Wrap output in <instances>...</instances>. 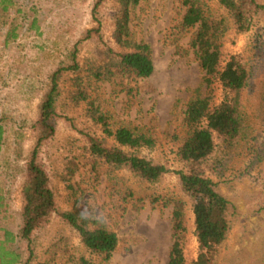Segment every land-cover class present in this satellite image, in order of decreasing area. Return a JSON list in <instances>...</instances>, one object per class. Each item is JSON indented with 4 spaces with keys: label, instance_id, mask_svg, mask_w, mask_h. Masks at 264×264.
<instances>
[{
    "label": "rangeland",
    "instance_id": "obj_1",
    "mask_svg": "<svg viewBox=\"0 0 264 264\" xmlns=\"http://www.w3.org/2000/svg\"><path fill=\"white\" fill-rule=\"evenodd\" d=\"M212 14L225 18L223 65L236 55L250 71L243 92L247 134L237 154L226 158L220 138L216 155L224 158L208 170L216 188L231 201V231L215 264H264V0L251 28L238 32L219 0H204ZM2 21L19 23V37L5 44L9 24L0 28V124L5 135L0 154V195L6 208L0 213V240L5 230L17 235L8 247L21 256L18 264H168L173 238V211L185 203L188 264L198 257L192 199L183 191L179 172L184 170L177 150L187 136L184 124L190 100L212 94L220 103L223 90L215 81L208 87L205 72L189 47L191 33L179 44L171 32L182 19V0H141L131 9L132 38L151 46L155 71L148 79L98 81L90 77L94 64L107 60L114 40L117 0H106L99 11L104 42L83 40L86 30L98 26L93 18L95 0H16ZM20 9V12H17ZM81 41V42H79ZM78 44V70L61 79L56 134L47 140L40 160L50 176L57 211L33 238L30 256L27 241L19 237L23 224L22 185L28 156L36 143L33 125L40 102L50 88V77L61 65L73 63ZM88 100H80L78 91ZM75 93V94H74ZM76 96L77 98H74ZM79 99L80 102H77ZM96 112V113H95ZM104 115L110 129L139 126L154 137L152 146L137 150L141 156L164 164L169 171L156 183L144 181L129 169H114L90 152V136L114 140L93 115ZM227 159V160H226ZM77 211L118 233L119 248L110 259L91 252L78 231L62 216Z\"/></svg>",
    "mask_w": 264,
    "mask_h": 264
},
{
    "label": "trees",
    "instance_id": "obj_2",
    "mask_svg": "<svg viewBox=\"0 0 264 264\" xmlns=\"http://www.w3.org/2000/svg\"><path fill=\"white\" fill-rule=\"evenodd\" d=\"M140 1L117 0L119 11L115 16L113 37L121 50L108 47L107 60L99 65L94 64L90 69V77L98 81L113 78L137 80L148 79L154 73L151 46L135 41L130 29L131 9ZM105 2L106 0H95L92 14L98 26L86 30L81 41L97 38L105 43L99 18V11ZM219 2L228 11L238 32L248 31L254 15L263 8L258 0ZM16 4V0H0V28L7 23L2 21L1 13L8 12ZM182 5L185 12L171 32V42L178 45L183 37L191 33L189 47L193 49L205 72L208 87L217 81L223 90L222 101L218 104L214 102L212 94L190 100L184 119L187 136L177 150L178 159L185 168L179 172L181 185L193 202L195 235L199 244L198 257L193 264H215L231 231V201L217 190L208 170H218L224 160L216 155V136L220 138L221 151L227 159L237 154L242 140L246 137L247 123L242 97L251 75L247 65L236 55L231 56L223 65L224 36L228 31L225 18L215 17L204 0H182ZM17 12H20V9H17ZM7 24L9 29L5 44L8 45L18 39L20 25L15 20ZM79 42L71 53L73 63L68 66L61 65L52 73L50 88L40 102L38 118L33 125L36 143L28 156L22 185L23 224L19 230V237L29 244L30 256L34 254L33 238L36 232L46 226L53 212L57 211L56 195L40 156L44 143L56 134L61 118V79L66 71H75L81 67L77 59ZM76 94L80 96V100L86 101L89 98L86 91H77ZM79 99L77 102H80ZM93 118L103 123L104 132L113 138L114 144L110 145L106 139L90 136L91 154L104 160L114 169H129L140 179L151 183L160 181L169 171L166 165L138 154L139 148L150 147L155 143L149 131L129 125H121L113 131L104 115L94 114ZM4 135V125L0 124V154ZM184 207L183 200L176 201L173 211V243L168 264H188L184 246L189 229ZM5 208L4 198L0 195V213ZM61 216L78 231L82 242L91 252L110 259L118 250L120 238L116 231L98 225L97 221L77 211H64ZM4 235L5 239L0 240V264L21 263L20 254L8 247L9 243L16 241L17 235L8 230H5Z\"/></svg>",
    "mask_w": 264,
    "mask_h": 264
}]
</instances>
